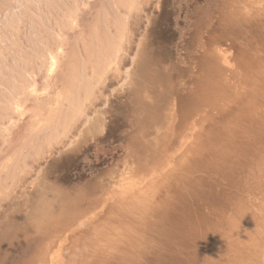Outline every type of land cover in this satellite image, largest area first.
Listing matches in <instances>:
<instances>
[{
    "label": "rangeland",
    "instance_id": "1",
    "mask_svg": "<svg viewBox=\"0 0 264 264\" xmlns=\"http://www.w3.org/2000/svg\"><path fill=\"white\" fill-rule=\"evenodd\" d=\"M263 19L264 0H0V264H71L66 262L71 254L74 264H83L81 254L64 248L76 230L113 212L118 201L166 182L172 171L206 179L211 188L209 178L218 169L214 154L235 157L230 142L215 140L194 152L206 159V170L186 173L192 170H178V165L199 143L201 128L210 127L207 114L221 122L243 120L235 118L240 110H229L226 103L239 101L250 84V103L240 107L252 117L260 112L263 135L256 146L263 152L258 163L252 155L243 157L259 166L263 161L264 169V55L258 60L255 55L258 48L264 51L258 40ZM200 57V64L208 65L209 57L218 69L224 67L214 90H203L213 87L206 82L215 71L207 74ZM157 71L161 74L153 83L149 74ZM190 94L198 95L200 103L187 118L189 103L181 114L179 98ZM254 95L259 104L250 112ZM210 99L216 100L215 108ZM165 103L164 119L156 127L169 134L167 152L121 184L113 170H122L121 160L133 148L131 140L139 133L135 121L148 125L147 111ZM229 112L233 114L225 116ZM148 137L143 135L142 141ZM210 153V159L203 157ZM248 182L242 203H263L264 170L251 173ZM224 186L217 185V197ZM219 198L189 213L197 225L208 226L194 243L175 236L164 243L156 239L147 245L146 261L151 263L150 255L160 264L165 255L156 251L166 247L176 263L264 261L258 211L252 209L250 226L242 203L233 206L234 198L223 203ZM130 205L125 209L136 215L137 205Z\"/></svg>",
    "mask_w": 264,
    "mask_h": 264
},
{
    "label": "bare ground",
    "instance_id": "2",
    "mask_svg": "<svg viewBox=\"0 0 264 264\" xmlns=\"http://www.w3.org/2000/svg\"><path fill=\"white\" fill-rule=\"evenodd\" d=\"M248 5L250 6L251 4ZM261 24L262 34L258 35L260 36L258 40L263 41L261 43L262 46L264 45V22H261ZM255 38H250L248 42L250 43L251 40H254L252 44L254 45L256 43ZM249 46L251 45L248 44L246 49ZM257 47H259V45ZM262 50L263 47L257 49L258 54H255L257 60L260 56L264 55V51L260 53ZM212 53L214 52H211L210 54ZM201 58L202 57L199 58V64ZM243 58L246 59L245 56ZM206 61L209 63L208 65H206L203 61L200 66L203 69L208 68L207 74H212V71H215V73L213 75V79L211 78V80H208L206 78L203 81L205 82L208 80L206 84L210 82L213 87H203V90L207 88L214 90V87H216L219 83L215 77H217L218 74L222 72L219 69L224 67H219L218 69V63H211L209 57L206 58ZM203 69H200V72H203ZM158 74H161V72L157 71L156 73H153V76L149 74V77H151L150 80L153 83H155L154 80L157 78ZM223 74L221 76H223ZM262 80L264 79L262 78ZM158 81H160L161 86L164 88L163 84H166L165 81H163L162 78H160ZM203 82L197 83L198 88L201 87ZM247 83L250 84V81ZM249 86L251 90L246 95L239 98V101L230 100L229 105L226 103L227 109H235L238 112L240 110V117L235 118H243V120H239L235 123L233 119L231 120L228 118H222L224 119V122H221V119L217 121L213 116H211V114H207V119L212 121L210 124L207 122L210 127H205L203 129L201 128V131L198 133L199 143L196 142L192 151L189 150V153H185L186 155L182 159L181 164L178 165V170H182L183 167H185L186 170H192L186 173L206 170L204 165L206 159H200L198 157L201 152L198 154H195L194 152H197L200 148L202 149L204 144H208L215 140H217L218 144L230 142V144H232L230 145V148L232 149V154L235 155V157L227 158V160L221 154H214L216 156L213 155L214 157L212 160L216 162L214 165H218V169H216L215 178H209L208 183L211 185V188L206 185V179L203 180L197 176H181L180 174L172 171V176L171 174L166 176V182H157L149 188H144L141 193L136 194L134 197L132 196L126 198V200H123L122 202L118 201L116 204V206H119L116 207L119 208L118 210L115 208L113 212L109 211L108 213L104 214V216L94 220V223L92 225H88L85 229L76 230L77 232L71 236L70 242L64 244V248L66 247L76 254H81V262L83 264H156L155 260L152 259L150 255L149 257L151 263L147 262L149 259L146 261L145 258L146 253L149 252L147 250V245L151 244V241L160 239V243H164L170 237L173 238V236H175L177 237L178 241L184 240L187 241L186 243L192 244L196 241L198 235L206 232L208 226L203 227L197 225L192 219L194 215L192 214L189 216V213L200 206L207 205L208 201L212 203L213 198H219V196H216L218 194L216 192L220 191V188H217V185L219 186V184H225L224 187H227L222 190V192H220V202L223 203V199L226 200L229 199L228 197H230V199L234 198L233 202L235 203H233V206H240V204L247 198L244 190L247 189V192L249 189L250 183L248 181L251 173H258L264 170L263 161L261 163L262 165L259 166L253 159L252 162L251 159L243 157V155H252L251 158L256 157L257 160H260L261 153H259V151L263 152V149H257L259 147L256 146L260 136L263 135L262 130L259 129L260 126L258 122V119H260V112H258L259 114H257L256 117H252L249 111H247L249 114H246L245 110L240 107L242 102L244 103L247 101L250 103L249 98L251 97L252 90L254 89V84H250ZM205 93L206 91L199 92V94L202 96H206L207 93ZM197 96L198 95L195 94L182 97L179 96V103H181V114H183L182 106L185 105L187 101L189 106L192 108L191 109L188 106L190 113L187 115V118H190L192 114H195L199 110L198 104L200 103V99L199 96ZM252 99L253 100L250 104L252 108L251 110L256 109V105L259 104L257 103L259 96L254 95ZM167 103H165L160 109H153L154 113L152 112L150 114L149 111H147L149 114L147 115L148 125H141L143 122L145 123L144 120L142 123L135 121L136 124H134V126L136 130L139 131V133H135L136 137L131 140V145L134 142L132 150H130L126 157L121 160L123 162L121 165L122 170L124 171L120 169L113 170V175H116L120 178L119 182H121V184L125 177L131 178V175L134 177L136 170L139 171L141 166H150L158 159L163 158L164 153L167 152L168 144L166 143L165 136H168L169 134L166 133L163 135L164 133L160 131V128L156 127L158 120L164 119L162 117L161 111ZM208 103L211 105V108L216 107L215 99L208 100ZM149 107L151 108V106H148V108ZM258 108L262 109V106L259 105ZM255 111L256 110L250 112ZM230 114L232 115L233 113L229 112L225 116ZM235 129L237 133L235 132ZM256 130L258 131L256 132ZM146 134L149 135L148 139L144 138L142 141L143 135L145 136ZM213 134H215V136H213ZM173 144L176 143H172V145ZM226 147L229 148V146ZM128 148H130V145H128ZM206 153L204 155H206ZM154 154L155 157H153ZM204 155V158L210 159L212 153L209 154V157ZM121 161L119 164H121ZM246 161H250V170L247 167ZM131 162H136V164L133 163V168H130L129 164ZM251 162L253 165H251ZM211 167L212 166H210L208 170H210ZM129 178H125L124 181L130 182L131 180ZM224 180L227 182L224 183ZM239 187L241 188L237 191ZM99 189L100 187L96 185L94 191H98ZM225 191L230 192V195H225L223 193ZM75 203H78L77 205L80 204V202L77 201ZM126 204H131L130 206L137 205L134 207L136 215L125 209ZM242 204L241 206H245L244 209H247L245 217L249 216L248 224L250 226H252V209L258 211V215H256V217L261 221V230L264 240V202H259V204H253L252 206H247V201ZM62 214L66 213L61 212V215ZM231 218H234L232 222L235 223L237 220L235 215ZM240 218L243 219L242 216H239V220ZM120 221L121 224H119ZM116 223H118V225H115ZM168 250L169 248L166 247L163 252L161 250L156 251L160 255H165V257L160 256V258L163 257L160 264H183L180 263V261H177L176 263L172 256H168V254H170V250ZM67 261L68 263L74 264L75 257H73L71 254L66 262ZM54 262L56 263L55 260ZM258 264H264V261H259Z\"/></svg>",
    "mask_w": 264,
    "mask_h": 264
}]
</instances>
